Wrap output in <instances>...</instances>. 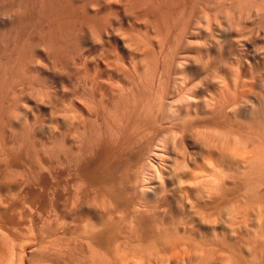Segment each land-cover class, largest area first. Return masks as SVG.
I'll return each mask as SVG.
<instances>
[{"label": "rangeland", "instance_id": "374dc122", "mask_svg": "<svg viewBox=\"0 0 264 264\" xmlns=\"http://www.w3.org/2000/svg\"><path fill=\"white\" fill-rule=\"evenodd\" d=\"M235 34L238 37L235 36ZM230 35L232 37H229ZM239 35L241 36V40L243 38L245 39H243V41L239 40ZM228 37L231 38V40L236 38L235 40L237 41L232 40L233 44ZM188 40L190 42H188ZM244 40H246L247 43L246 41L244 42ZM239 41H241V43ZM235 42H239L240 44H235ZM185 47H187V49ZM181 50L184 52L182 54L186 53L188 56L193 55V58L191 57L192 59H198L197 61L193 60V63L196 62L195 64H190L191 67L192 65L195 67L191 68L188 64L186 67L189 71L186 67L184 69L187 71L183 70L185 73H190L192 69V73L190 74L197 77L196 84L199 85L197 89H199L200 86H204L203 84L206 81L204 78H207L204 75L205 72L209 73L207 76L211 77V73L212 75L214 73L213 71L216 73L220 71V69H223V67H226L230 70V73H228L232 74L230 75V79L240 75V77H242L240 78L241 82H237V84H241L239 86L237 85L238 87L235 86L234 90H232L233 84H230V91L233 93L245 94L247 97L246 100L248 99L244 103L246 107H243V103L241 104V102L245 100H240V103L235 109L236 112L233 109L234 111L232 110L230 111L231 113H227L228 116L226 114L227 120L225 116L224 119L226 122H224L227 126L225 127V124L222 122L226 130L222 126L221 128L215 125L216 122L212 124L211 121L216 120L214 118V120H210L209 117H211V115H208L209 117L207 119L206 116L201 115L202 113L200 111L202 110L199 106H196V108L194 107V109H191V106L189 107L191 109V112L188 111V114L191 115L190 117L185 115L187 110L184 109L186 113L184 116L182 115V117L185 119H188L186 116L189 117V119L191 118V122L196 124V127L200 129L196 128L197 135H195V128L193 129V132L195 131L194 133L190 132L193 127L187 128L186 132L189 129V132L191 134L193 133L195 136L193 134L190 136L191 134L189 132H185L187 136L183 133V137L185 136L183 143L189 151L195 150L193 147L197 144V149L195 150L196 158L194 157L195 160L190 164V166L193 165L198 159L196 162L197 165L194 164L196 168L194 165L193 167L191 166L192 169L195 168V170H197L198 176L196 177L198 186L196 195L197 207L194 211L183 212L176 207H174L173 210L172 206L167 204H164V206L160 204L164 208L157 204V207L160 206V209L153 208L156 209L153 212V209L150 210L152 207L149 209L147 205V207L138 206V204L134 203V199H129V201L132 200V204L127 202V205L128 207L132 205L134 209L132 207L131 211L130 208L125 209V207H127L125 206L126 203L123 205L121 203L120 205L123 206L121 210L118 208L119 204L117 203V209L115 208V213L113 214L112 211H114L113 209L117 205L115 204L117 199L105 194L102 186L107 185L110 187V185L112 186V184L119 182L122 173L123 175L125 173L124 169L126 166L124 167V165L127 164V160H129L127 159V155L132 154L130 152H133L136 146L141 145L139 139L142 135L141 132L145 130V127L140 129L141 127H138V125L136 128L134 122L132 123L133 120L135 121L138 119V117L135 119L133 115L137 114L135 112H138L139 109H133L136 110L134 112L130 111L136 106L134 103H137L136 107H142V109V104L146 106L149 105V109H160L161 107H158L159 103L157 104L158 106L155 105L160 100H158L160 97L159 93L162 92L160 91V87L162 89L164 88L165 94L163 95L165 97L170 94L166 93V90L171 91L175 88V93L176 89H178V91L180 89L182 91L186 90L183 89L185 86H183V88L181 87L186 79L183 71L184 74L181 73V76H184L181 77L184 78L183 82L177 80L174 82L175 73L168 74L171 73L169 72L168 58L171 57L172 54H181V52H179ZM220 51H222V54ZM206 52L209 55H207ZM212 52L214 57L210 54ZM241 55L243 57H241ZM163 57L165 61L168 59V64L166 62V68L168 70L165 68L166 64L164 63ZM207 57L210 62L214 61L212 60L213 58L217 60V62L223 61V63H218L220 64L219 66L214 62V67L217 66V68L215 67L217 70H215L212 65L213 63L210 65L209 62L211 67L208 65L209 60H207ZM152 58H154V61ZM155 61L159 70L156 68V73L153 76L155 77L154 79L152 76H149L151 73L145 69H149V66H153ZM206 62L207 64L205 65ZM203 65L205 66V71L203 70ZM154 66L156 65L154 64ZM196 67L198 72H196ZM243 68L245 69L243 70ZM189 73L186 74V77L189 75V79L186 81L194 77ZM240 73H242V75ZM165 75L168 78H166ZM202 76L205 77L203 78ZM199 77L205 81L201 80ZM230 79V82L234 81ZM242 79L244 82H242ZM245 82H247V84ZM206 88L208 89H204V94L198 93V96L206 97L207 94H211L213 88L212 90H210V86ZM135 92L137 94H135ZM175 93H173V95ZM212 94L215 93L212 92ZM163 95L161 96L162 98ZM134 98L138 100H134V102ZM153 102L156 103L154 104ZM140 104L141 106H138ZM150 105H155L156 107ZM175 105H177V103ZM146 106L144 107L146 108ZM173 107L175 108V106ZM173 107L170 111L168 110L170 114L174 110ZM142 109L140 108V111ZM155 109L154 112L156 113ZM163 110L162 108V111ZM112 111L114 113L116 112V114L112 113ZM120 111L124 114H120ZM128 111L130 113H128ZM150 112L151 114L149 115L145 112V114L147 113L146 117L147 115L148 117L150 115L153 116L154 112ZM127 113L128 115L132 114L129 116L133 117L130 119ZM238 113L239 115H237ZM145 114L143 113L142 115ZM122 115L123 124L125 123V125L128 124L126 122V117L127 119L129 117L127 128L129 129L134 126L132 130L130 128L125 131L123 127V131L120 132L123 126L121 125ZM142 115L139 116L140 120L138 119V122L141 120L143 122L142 118L145 116ZM193 115L194 118L192 117ZM155 116L157 117L158 114ZM118 117L121 118V120ZM146 117L144 119L147 120L148 117ZM259 117L264 121V0H0V264H5L6 260V262L9 263L8 260L10 259L7 256V250H11L9 246L17 250L25 246L26 248L24 247L22 250L26 249V253L24 254H28V256L30 254V257L31 254L35 257L36 253L37 257H41L43 255L42 252L45 253L46 251V255L52 253L54 257L56 254L55 260H57V256H59L65 261V258L68 256L67 259L71 258L72 263H74L73 260H75L74 264L84 260V258L79 260L82 253V257L85 256V258L87 257L85 254H92V249H94V252H101L103 264L110 263V261L107 260L109 257L110 259L113 258L111 259L113 262L119 260L117 263H122L125 260H123V258L126 257L125 253H130L127 254L129 257H132L133 253H135L133 258L126 257V259L129 258L128 261H131L130 264H138L139 257H146V261H144L143 264H147V260L152 257V259L155 258V261L150 260L153 264H158V262L167 264L169 260L173 262L172 264H174L175 261H178V263L184 262V264H264V133L262 134L261 132L260 135H257L255 134L256 132L254 133L251 131L252 128L250 129V126H253L256 118L258 119ZM189 119L187 121H190ZM194 120L198 122L196 123ZM221 120L219 119L220 122ZM117 121H120V125ZM130 122L133 124L132 126H130ZM138 122L136 120L135 124L143 126L142 122ZM76 125L78 126L76 127ZM230 125L232 126L230 127ZM118 126H121V129H119ZM175 126L178 128L182 127V130L184 128L181 124H178V126L176 124ZM110 127H112L113 130ZM176 127L173 129L177 130L178 128ZM138 129L141 131L139 134L137 133L139 132ZM218 129L222 131L220 132L222 134L220 138L218 136L220 133H217ZM169 130H172V128L170 127ZM125 132H128V136ZM167 132L169 131L167 130ZM170 133L172 134V131L166 133L167 135L165 134L167 136V143H165V146L169 147L170 145L169 151H171L172 148L173 150L175 149L171 141L173 135H169ZM201 133H203V137L199 136ZM132 134L133 136L131 137ZM138 137L139 139H137ZM215 137L217 140H215ZM133 138L137 139V141ZM258 139L262 142L259 143ZM132 140L133 142L130 143L129 141ZM194 142L196 144H194ZM199 142L202 143L199 144ZM215 142L217 143L216 146ZM57 143H59V145ZM206 143L210 145L207 146ZM127 144L132 146H128ZM203 144L212 152L204 150ZM57 145L59 146V150L57 149ZM244 145L248 148L246 152H242L239 149V147L241 148V146L243 147ZM222 146L227 147L230 151L224 149ZM261 147L263 150H260ZM201 148L203 149L202 152L200 151ZM217 148L220 150L218 151ZM231 148L233 150H231ZM176 149L175 152H177ZM129 150L130 152L127 153L125 157L126 152ZM124 152L125 154L122 155ZM218 152L226 153L228 156L233 155L230 157H233V162L230 164H226L227 162L223 163L221 159L223 153L220 154ZM235 153L237 155H235ZM239 153L240 156L242 154L247 157L246 162V157L245 160H243L244 157H241L243 162H239ZM104 154H107L108 159L111 161H107L109 165L105 163L106 161L104 159L106 156ZM251 159L252 161L254 160L253 163L250 162ZM102 160L105 162H101ZM256 160L260 166L258 167L257 165V169L252 170L251 168H256V165H252L257 164L254 163ZM247 163L251 164L248 165ZM103 166H105L106 169H104L105 167ZM248 168H250V170ZM262 169L263 171H261ZM106 172L108 173L106 174ZM252 172L254 173L252 174ZM94 174H96V178H93ZM256 178L258 179L256 180ZM102 179L103 181H101ZM206 181L212 184H206ZM99 185L103 190L99 188ZM210 188L214 190L212 191ZM99 189L101 192H99ZM103 193L107 196H104ZM131 196L129 195L128 198H134ZM106 197H109V199L107 198L106 200ZM125 199L126 201L128 200L127 197ZM110 204L113 205V207L111 206L109 208ZM103 206L105 209L107 208L112 211L109 210V212H107L106 210V213ZM165 206L168 208H165ZM169 208L172 211L169 210ZM110 212L113 214L112 220L118 218V220H116L117 222L114 220L117 224L113 223V225L112 222H110L115 227H113V230L117 235L114 232V236L108 234L107 236L109 237H106L109 239L110 245H108L107 241L104 242L103 244L105 245L102 246L101 243H95L96 241L94 242L93 240L91 243L90 238L88 239L91 235L90 230L87 233V235H90L87 238L85 236V239L89 240V244L86 241L87 245L82 238L84 237V232L81 228L88 227L87 225H81L79 222L86 220L84 219L86 217H88L87 220H89L91 217L90 219L93 221H95L94 218H102L105 219L106 224H110L106 219V217L111 215ZM102 213H105L103 217L100 215ZM138 215H141L139 217L141 221L142 217L147 219L149 216L150 218L148 220H152L151 217L153 215V220L155 222L153 223L152 221V227L150 225L152 229L150 227L148 229L147 227L145 228L142 226L143 223L141 222L140 226H138L139 219L135 217H138ZM79 216L81 217L79 218ZM128 216L129 218L127 219L126 217ZM70 218L75 220L68 222V220H71ZM134 218L136 219L134 220ZM75 221H77V223ZM109 221H111V219ZM134 222L138 225H135ZM148 222L151 223V221ZM82 224H84V222ZM77 225L80 226V228ZM156 225L158 226L156 227ZM141 227H144L145 230H142ZM76 228L78 229L76 230ZM165 229L167 230L165 231ZM149 230L152 234L149 233ZM210 230L213 232H210ZM117 232H119L120 235ZM146 233H148V235ZM157 234H160V237ZM111 235L113 237H110ZM162 237L165 239L163 240ZM150 238H154L152 239L153 241H151ZM212 239L215 240V242ZM80 240L84 241L83 245H80V243L78 245L75 242H80ZM83 241H81V244ZM154 241L155 243L157 242L156 244L158 247ZM68 242L72 245L73 243L76 245L72 246ZM117 242L122 243L118 244ZM171 242L174 243L172 244ZM90 243L92 246H89ZM175 243L177 245H175ZM117 244L121 245V250L118 248L119 246H113ZM160 244L162 245L160 246ZM94 245L95 247H93ZM86 246L91 247L88 248L91 249L90 253ZM141 246L142 248H140ZM76 247L81 249L78 250ZM114 248H118L120 252H122V250L126 252L117 253L120 254L117 259L115 254L118 250ZM83 249H87V252ZM151 249L153 250L151 251ZM10 250L9 252L11 253ZM53 250H57L55 251L56 253ZM61 250L69 254L62 253L64 254L63 256L59 254ZM69 250L73 253H70ZM112 250H116L114 251L115 254L112 253ZM136 252H138L137 255ZM142 252L147 255L145 256ZM57 253L59 255H57ZM160 253H162L163 256ZM45 254L43 256H45ZM107 254H109V256ZM156 254H160L162 259L159 257L160 255L158 256ZM155 255L158 257L157 259ZM52 256L50 255V257ZM53 257L52 259L54 260ZM62 259L61 261H63ZM133 260L136 261L133 262ZM140 260L143 261L144 259L140 258ZM188 260H190V262ZM238 260L241 263H239ZM170 261L168 263L171 264ZM115 263L116 262L113 264ZM139 264H142V262Z\"/></svg>", "mask_w": 264, "mask_h": 264}, {"label": "bare ground", "instance_id": "6f19581e", "mask_svg": "<svg viewBox=\"0 0 264 264\" xmlns=\"http://www.w3.org/2000/svg\"><path fill=\"white\" fill-rule=\"evenodd\" d=\"M67 1V0H66ZM163 1V0H162ZM179 1V0H178ZM53 2V1H52ZM51 2V3H52ZM54 3V2H53ZM158 4H159V2H158ZM164 4H165V2H164ZM245 6V5H244ZM250 6V5H249ZM164 7V6H163ZM248 7V6H247ZM262 7V6H261ZM260 7V8H261ZM239 8V7H238ZM160 9V8H159ZM247 10V9H246ZM242 11V10H241ZM258 11V10H257ZM241 13V12H240ZM161 20V19H160ZM159 22V21H158ZM239 23V22H238ZM242 23V22H241ZM162 24V23H161ZM234 24V23H233ZM160 25V24H159ZM207 25H209V24H207ZM188 26V25H187ZM211 26V25H210ZM167 27V26H166ZM173 27V26H172ZM197 27V26H196ZM156 28V27H155ZM159 29V28H158ZM213 29V28H212ZM224 30V29H223ZM234 30V29H233ZM181 31V30H180ZM192 31V30H191ZM212 31V30H211ZM159 32V31H158ZM213 32V31H212ZM231 32V31H230ZM194 33V32H193ZM223 33V32H222ZM227 33H228V30H227ZM187 34V33H186ZM207 34V33H206ZM217 34V33H216ZM224 34V33H223ZM213 35V34H212ZM222 35V34H221ZM189 36V35H188ZM223 36V35H222ZM235 36H237L236 34H235ZM240 36V35H239ZM191 37V36H190ZM210 37H212V36H210ZM214 37V36H213ZM227 37V36H226ZM229 37H232L231 35L229 36ZM228 37V39L229 40H231V38H229ZM238 37V36H237ZM209 38V37H208ZM234 38V37H233ZM206 39V38H205ZM225 39V38H224ZM224 39H222V40H224ZM236 39V38H235ZM235 39H232V40H235ZM237 39H239V38H237ZM243 39H245V38H243ZM243 39L241 40V36H240V39L239 40H241V41H243ZM197 40V39H196ZM228 40V41H229ZM231 40V41H232ZM182 41V40H181ZM187 41V40H186ZM201 41V40H200ZM205 41V40H204ZM230 41V42H231ZM235 41H237V40H235ZM241 41H239L240 43H241ZM246 40H244V42H245ZM188 42H190L189 40H188ZM191 42L193 43V41H192V39H191ZM223 42V41H222ZM236 43L235 42V44H240V43ZM243 42V43H244ZM185 43V42H184ZM187 43V42H186ZM191 43V44H192ZM232 43H233V41H232ZM242 43V44H243ZM246 43H247V41H246ZM139 44V43H138ZM168 44V43H167ZM189 44V43H188ZM202 44V43H201ZM234 44V43H233ZM241 44V45H242ZM162 45V44H161ZM182 45H183V43H182ZM221 45H223V44H221ZM189 46V45H188ZM192 46V45H191ZM196 46V45H195ZM210 46V45H209ZM213 46V45H212ZM224 46H225V44H224ZM243 46H244V44H243ZM190 47V46H189ZM238 47V46H237ZM180 48V47H179ZM184 48V47H183ZM186 49H187V47H185ZM226 48V47H225ZM239 48V47H238ZM139 49V48H138ZM197 49V48H196ZM212 49V48H211ZM235 49H236V47H235ZM184 50V49H183ZM191 50H193V49H191ZM195 50V49H194ZM201 50H203V49H201ZM174 51V50H173ZM199 51V50H198ZM206 51H207V49H206ZM179 52H181V54H175V55H173L172 54V56L171 57H169L168 59H169V64H168V59H166V61H165V59H164V57H163V59H164V63L166 64V62H167V64H168V66H169V72H171V73H168L169 75L170 74H172V73H175L174 74V82H175V80H177V81H182L183 82V80H184V78H181L182 76H181V73L182 74H184L185 72L184 71H187L188 70V68L186 67V66H188V64H189V66H190V64L192 63V64H195V63H193V60L194 61H197L198 59H196L195 60V58L194 59H192L193 57V55L191 56H188V54H182V53H184L185 52V50H184V52L181 50V51H179ZM189 52V51H188ZM200 52H202V51H200ZM221 52V54H222V51H220ZM172 53V52H171ZM177 53V52H176ZM207 53V52H206ZM196 54V53H195ZM199 54V53H198ZM210 54H212V56L214 55L213 54V52L212 53H210ZM220 54V55H221ZM234 54V53H233ZM243 54V53H242ZM260 54V53H259ZM204 55V54H203ZM207 55H209L208 53H207ZM217 55V54H216ZM215 55V56H216ZM220 55H218V56H220ZM153 56V55H152ZM164 56V55H163ZM165 56H167V55H165ZM217 56V57H218ZM238 56V55H237ZM256 56H257V54H256ZM263 56V55H262ZM192 57V58H191ZM214 57V56H213ZM223 57V56H222ZM241 57H243L242 55H241ZM197 58V57H196ZM201 58V57H200ZM208 58V57H207ZM216 58V57H215ZM220 58V57H219ZM224 58H225V56H224ZM162 59V60H163ZM205 59V58H204ZM204 59H203V61H204ZM220 59H222V58H220ZM226 59V58H225ZM241 59V58H240ZM250 59V58H249ZM150 61H154V58H152V60L151 59H149ZM201 60H202V58H201ZM206 60V59H205ZM207 60H209V58L207 59ZM206 60V61H207ZM212 60H214L213 62L211 61L210 62V60L208 61V65H209V62H210V65L212 64L213 65V67H214V62H216L217 64L218 63H223V61H221V62H217V60H215V59H213L212 58ZM219 60V59H218ZM245 60V59H244ZM157 61V60H156ZM156 61L153 63V66H154V64L156 65V66H154L155 67V69H154V67L153 66H149V69L148 68H146L145 70H147V71H149V73H151L149 76H154L155 75V73H156V68L158 69V67H157V64H156ZM202 61V62H203ZM248 61V60H247ZM225 62V61H224ZM228 62V61H227ZM149 63V62H148ZM152 63V62H151ZM150 63V64H151ZM163 63V62H162ZM216 63H215V65H216ZM240 63V62H239ZM238 63V64H239ZM243 63V62H242ZM245 63H247V62H245ZM165 64H163V65H165ZM167 64H166V66H165V68L167 67ZM207 64V62L205 63V65ZM241 64V63H240ZM200 65V64H199ZM209 65V66H210ZM219 66H220V64H218ZM222 65V64H221ZM226 65V64H225ZM224 65V66H225ZM196 66H198V65H196ZM201 66V65H200ZM199 66V67H200ZM204 66V65H203ZM218 66V67H219ZM223 66V65H222ZM222 66H221V68H222ZM244 66V65H243ZM146 67V66H145ZM152 67H153V69H152ZM187 68V70L186 69H184V68ZM191 67V66H190ZM189 67V68H190ZM192 67H195V66H193L192 65ZM191 67V68H192ZM211 67V66H210ZM216 68H217V66H215ZM214 67V68H215ZM249 67V66H248ZM205 66L203 67V70L205 71ZM215 68V70H217ZM220 68V67H219ZM163 69H164V67H163ZM193 69H195V68H193ZM208 69H209V67H208ZM245 68H243V70H244ZM159 70V69H158ZM157 70V71H158ZM166 70H168L167 68H166ZM184 70V71H183ZM192 70V69H191ZM191 70H190V73H192L191 72ZM212 70V69H211ZM214 70V69H213ZM219 70V69H218ZM161 71V70H160ZM184 73H183V72ZM189 71V70H188ZM195 71V70H194ZM203 71V72H204ZM207 71V70H206ZM165 72V71H164ZM168 72V71H167ZM196 72H198V70H197V67H196ZM196 72H194V73H196ZM202 72V71H201ZM201 72H199V73H201ZM207 72H209V71H207ZM212 72V71H211ZM214 73H213V75H215V76H213L212 75V73H211V77L210 76H207L209 73H206L205 72V76L208 78H204L205 76H202L204 79H206V81L204 80V79H201L200 77V79L201 80H204L205 81V83L203 84L204 86H200L199 87V89H197L198 88V86L199 85H197L196 83H197V77L196 76H194V75H192V74H190L189 72H186L185 73V80H184V84L181 86L180 84V86L183 88V86H185L183 89H186L185 91H182L180 88V90L178 91V89H176V93H175V88H174V90H171V91H167L166 90V93H170L169 95H167L166 97L163 95V94H165L164 93V88L162 89L161 87H160V91H162V92H160L158 95L160 96L159 98H158V102L156 103V102H153L156 106H158L157 104L159 103V106L158 107H161L159 110L158 109H155V108H153V109H149L150 107H149V105L148 106H146L145 104H142L143 105V109H142V107H140L142 110V112L145 114V112H147L148 113V115L149 114H151V112L150 111H153L154 112V109L156 110V113L154 112V114H153V116H151V118H150V116L148 117V115H147V117L149 118H147L146 117V114L145 115H142L143 113L140 111V108L139 107H136L137 106V103H134V104H136V106H134L132 109L131 108H129V109H131V111L130 112H134V111H136L137 110V108L139 109V113L138 112H135V113H137V114H135V113H133V114H135V115H133L134 116V118L136 119V117H138V119L140 118L139 116H145L146 118H147V120L146 119H144V118H142L143 119V122H142V120L140 121V122H138L139 120L138 119H136L137 120V122L138 123H143V126H140V124H135V121L133 120H131L132 121V123L134 122V126H136V128H137V126L138 127H141L140 129H142V128H144L145 127V130H143V132H144V135H143V132H141L140 131V129H138L139 130V132H137L138 134L141 132L142 133V135H141V138L139 139V137L137 138V139H139L140 140V144L141 145H138V146H136V145H134V146H136V148H134V150H133V152H130V150L128 151V152H126V154H125V152L122 154V155H124L125 154V157H126V155H127V153H132V154H128L127 155V159H129V160H127V164H125L124 165V167L126 166V168L124 169V175H123V173H122V177L119 179V182L118 183H114V184H112V186L110 185V187L109 186H107V185H103L102 187L104 188V192H105V194H107V195H109V196H113L115 199H117V201H115V204H119V206L121 207H119L118 206V204L114 207V211H112V210H110V211H112L113 212V214L115 213V208L118 206V208L119 209H121L122 210V207L123 206H121L120 204L122 203V205L124 204V203H126L125 204V206H127V207H125V209L126 208H130V211H131V207H132V205H131V207H128V205H127V202H129V203H131L132 204V200L131 201H129V199H134L133 201H134V203H136V204H138V206L140 205V206H149L148 208L150 209V207H152L150 210H152L153 208H157V209H160V206L162 207V208H164L163 206H164V204H167V205H169V206H172V208H173V210H174V207H176L177 209H180V210H182L183 212H191L192 210L194 211L195 209H196V207H197V198H196V195H197V178L196 177H198L197 176V170H195V168H196V166L195 165H197L196 164V162H197V160H196V162L193 164L194 166H195V168H193L192 169V167H193V165H191L190 166V164H192L193 162L192 161H194L195 160V158H196V149H197V147H196V143L194 142V144H196L194 147H193V149L195 148V150H191V151H189L188 149H187V147H185L184 146V143H183V139H184V137L185 136H187V135H185L187 132H189V129H188V131L186 132V130H187V128H192V130H190V132H193V129L195 128V131L197 130V129H199V128H197L196 127V124H194V123H192L191 122V118L189 119V117L191 116L190 114H188V111H190L192 108L194 109V107L196 108V106L198 107L199 106V108H201V110L202 111H200L202 114L201 115H203V116H206V119L209 117L208 115H211V117H209V119L211 120H216V121H211L212 122V124L213 123H215V125H217V126H222V127H226L227 125L225 124V122H226V120H227V116H228V114L227 113H229L230 111H232L233 109L235 110L236 108H237V106H238V104L240 103V100L241 101H243V99L245 100L244 102H241V104L243 103H245L247 100H246V96H245V94H238V93H233L232 91H230V84H233L232 85V87H233V89L232 90H234V88H235V86H237L238 84H237V82H241V79L240 78H242V77H240V75H238V76H234V78L232 79V80H234L233 82H230L229 81V79H230V75H232V74H229L230 73V70L229 69H227L226 67H223V69H220V71H217L216 73H215V71H213ZM229 72V73H228ZM244 72V71H243ZM251 72V71H250ZM160 73V72H159ZM166 73V72H165ZM190 74V75H192V76H194V77H196V78H194V77H192L189 81H186L187 79H189L188 78V76L189 75H187V77H186V74ZM198 73V74H199ZM228 74H229V77H228ZM241 75H242V73H240ZM145 76V75H144ZM146 76H147V73H146ZM166 76V75H165ZM172 76V75H171ZM201 76V75H200ZM160 77V76H159ZM184 77V76H183ZM233 77V76H232ZM235 77H236V79H235ZM154 79H155V77H153ZM166 78H168L167 76H166ZM211 78V79H210ZM238 78V79H237ZM149 79H152V78H149ZM180 79V80H179ZM230 79V80H231ZM166 80V79H165ZM246 80V79H245ZM171 81V80H170ZM199 81V80H198ZM154 82V81H153ZM157 82H158V80H157ZM173 82V83H174ZM185 82H186V84H185ZM242 82H244L243 81V79H242ZM151 83V82H150ZM169 83V82H168ZM201 83V82H200ZM246 84H247V82H245ZM149 84V83H148ZM166 84V83H165ZM175 84V83H174ZM177 84V83H176ZM202 84V83H201ZM241 84V83H240ZM239 84V85H240ZM154 85V84H153ZM161 85V84H160ZM173 85V84H172ZM238 85V86H239ZM146 86V85H145ZM156 86H157V84H156ZM174 86V85H173ZM188 86V87H187ZM208 86H210L211 87V89L210 90H212V88H213V90H212V92L213 93H215V94H212V92H211V94H207V96L208 95H210V96H202L204 93H203V91H205L204 89H208V88H206V87ZM237 86V87H238ZM152 87V86H151ZM162 87H164V86H162ZM168 88V87H167ZM170 88H171V86H170ZM158 89V88H157ZM162 89V90H161ZM156 90V89H155ZM209 90V91H210ZM142 91V90H141ZM150 91V90H149ZM153 91V90H152ZM207 91V90H206ZM159 92V91H158ZM123 93V92H122ZM148 93V92H147ZM173 93H175L174 95H173ZM202 94L201 96L202 97H200V96H198L199 94ZM207 93V92H206ZM210 93V92H209ZM135 94H137L136 92H135ZM149 94V93H148ZM154 94V93H153ZM120 95H122V94H120ZM126 95V94H125ZM133 95V94H132ZM138 95H139V93H138ZM157 95V94H156ZM163 95V98L161 97ZM251 95V94H250ZM136 96V95H135ZM134 96V97H135ZM153 96V95H152ZM169 96V97H168ZM217 96V97H216ZM252 96V95H251ZM261 96V95H260ZM122 97H124V96H122ZM145 97V96H144ZM151 97V96H150ZM168 97V98H167ZM221 97V98H220ZM254 97V96H253ZM120 98V97H119ZM126 98H127V96H126ZM166 98V99H165ZM173 98V99H172ZM262 98V97H261ZM141 99V98H140ZM156 99V98H155ZM252 99V98H251ZM134 100H138V99H133V101ZM152 100H154V99H152ZM151 100V101H152ZM157 100V99H156ZM155 100V101H156ZM254 100V99H253ZM109 101V100H108ZM115 101V100H114ZM123 101V100H122ZM131 101V100H130ZM132 101V102H133ZM141 101V100H140ZM145 101H147V100H145ZM255 101H258V100H255ZM135 102V101H134ZM113 103V102H112ZM152 103V102H151ZM177 103V105H175ZM179 103H182V104H179ZM248 103V102H247ZM250 103V102H249ZM138 104H139V102H138ZM141 104L140 105H138V106H141ZM149 104H150V101H149ZM260 104V103H259ZM262 104V103H261ZM72 105H74V104H72ZM107 105V104H106ZM110 105V104H109ZM154 105V106H155ZM160 105H162V106H160ZM248 105V104H247ZM113 106H115V105H113ZM128 106V105H127ZM144 106H146V108L144 107ZM150 106H152V107H154L153 105H150ZM155 106V107H156ZM173 106H175V108L173 107ZM191 106V107H190ZM193 106V107H192ZM241 106V105H240ZM239 106V107H240ZM245 106V104L243 105V107ZM256 106V105H255ZM116 107V106H115ZM123 107V106H122ZM136 107V108H135ZM149 107V108H148ZM172 107L174 108V110H173V112H171V114H170V112H168V110L170 111L171 109H172ZM191 109H190V108ZM246 107V106H245ZM110 108V107H109ZM162 108L166 111H162ZM263 108V107H262ZM73 109V108H72ZM104 109V108H103ZM112 109V108H111ZM123 109V108H122ZM133 109H136V110H133ZM145 109H146V111H145ZM148 109V110H147ZM184 109H186L187 111V113L185 112V110ZM198 109V108H197ZM196 109V110H197ZM242 109V108H241ZM258 109V108H257ZM256 109V110H257ZM107 110H108V108H107ZM150 110V111H149ZM233 110V111H234ZM105 111V110H104ZM115 111H116V109H115ZM127 111V110H126ZM150 113H149V112ZM194 111V110H193ZM228 111V112H227ZM255 111V110H254ZM258 111V110H257ZM117 112V111H116ZM116 112L114 113L113 111H112V113H114V114H116ZM121 113L120 114H124V113H122V111H120ZM124 112V111H123ZM129 111H128V113H130ZM152 112V113H153ZM191 112V111H190ZM197 112H198V110H197ZM235 112H236V110H235ZM239 112H240V110H239ZM244 112V111H243ZM58 113V112H57ZM82 113V112H81ZM105 113V112H104ZM128 113H127V116H129V115H132V114H129L128 115ZM186 113V114H185ZM195 113V112H194ZM194 113H192V114H194ZM231 113V112H230ZM254 113V112H253ZM109 114H110V112H109ZM108 114V115H109ZM126 114V113H125ZM158 114V116L156 117L155 115H157ZM184 114L185 115H187V116H189V117H187L186 116V118H188L190 121H187L188 119H185L184 117H182V115L184 116ZM226 114H227V116H226ZM259 114V113H258ZM257 114V115H258ZM113 115V114H112ZM111 115V116H112ZM118 115V114H117ZM137 115V116H136ZM195 115V114H194ZM194 115L192 116L193 118H194ZM198 115V114H197ZM199 115H200V113H199ZM234 115H235V113H234ZM237 115H239V113L237 114ZM260 115V114H259ZM262 115V114H261ZM69 116V115H68ZM78 116V115H77ZM133 116H129L130 117V119H131V117H133ZM196 116V115H195ZM213 116V117H212ZM225 116H226V120L224 119L225 118ZM253 116V115H252ZM256 116V115H255ZM90 117V116H89ZM105 117H107V116H105ZM115 117H116V115H115ZM125 117H126V115H125ZM129 117H128V119H127V117H126V122L129 124V122H128V120H129ZM152 117H154V118H152ZM222 117V118H221ZM261 117V116H260ZM256 118V122L254 121V125L253 126H250V129H251V131H253L255 134H259L260 135V133L262 132V134L264 133V121L262 120V118ZM69 118V117H68ZM81 118V117H80ZM119 118V117H118ZM205 118V117H204ZM203 118V119H204ZM214 118V119H213ZM217 118V119H216ZM235 118H237V117H235ZM234 118V119H235ZM76 119V118H75ZM120 120H121V118H119ZM118 119V120H119ZM202 119V118H201ZM208 119V120H209ZM219 119L221 120V122L219 121ZM224 119V120H223ZM58 120V119H57ZM65 120V119H64ZM144 120H146V121H144ZM193 120V119H192ZM208 120H206V121H208ZM209 120V121H210ZM217 120H218V122H219V124H218V122H217ZM179 121V122H178ZM196 123L198 122V121H196V120H194ZM206 121H203V122H206ZM225 121V122H224ZM122 124L121 125H123L122 126V129L118 126V128L119 129H121L120 130V132L121 131H123V127L125 128V131H127L126 129H128L127 128V126H128V124L127 125H125V123L123 124V115H122ZM222 122H223V124H225L224 126H223V124H222ZM117 123H119V125H120V121L118 122L117 121ZM131 123V122H130ZM131 123V125L130 126H132L133 124ZM200 123V122H199ZM177 124V126H178V124L180 125L181 124V126H183L184 128H183V130H182V127L181 128H178V127H176L175 125ZM195 125V127H194V125ZM228 124V123H227ZM67 125V124H66ZM99 125V124H98ZM125 125V126H124ZM193 125V126H192ZM78 125H76V127H77ZM133 126V127H134ZM176 127V128H178L177 130L176 129H173L174 127ZM232 125H230V127H231ZM133 127H130L131 128V130L133 129ZM170 127L172 128V130H169L170 129ZM180 127V126H179ZM202 127V126H201ZM221 127V128H222ZM224 127V128H225ZM69 128V127H68ZM72 128V127H71ZM81 128V127H80ZM84 128V127H83ZM96 128V127H95ZM111 129H112V127H110ZM115 128H116V126H115ZM114 128V129H115ZM129 128V129H130ZM135 128V129H136ZM197 128V129H196ZM74 129V128H73ZM98 129V128H97ZM117 129V128H116ZM118 129V130H119ZM128 129V130H129ZM179 129H181V130H179ZM229 129V128H228ZM241 129V128H240ZM59 130V129H58ZM76 130V129H75ZM93 130V129H92ZM113 130V129H112ZM117 130V131H118ZM167 130L170 132V131H172V134L170 133L169 135H173V138H172V146H174L175 147V149H176V147H177V152H175V149L173 150V148H172V150L171 151H169V147H170V145H169V147H167V146H165V143H167V134L166 133H169V132H167ZM200 130V129H199ZM198 130V131H199ZM203 130H204V128H203ZM202 130V131H203ZM211 130V129H210ZM219 130V129H218ZM217 130V133H220V132H222L221 130H219L218 131ZM225 130H226V128H225ZM230 130V129H229ZM96 131V130H95ZM115 131V130H114ZM176 131V132H175ZM178 131H181V132H178ZM184 131V132H183ZM194 131V132H195ZM209 131V130H208ZM228 131V130H227ZM236 131V130H235ZM245 131V130H244ZM243 131V132H244ZM250 131V132H251ZM107 132V131H106ZM129 132V131H128ZM127 132V133H128ZM134 132H136V131H134ZM163 132H166V133H163ZM173 132H175V133H173ZM186 132V133H185ZM189 132V133H190ZM193 132V133H194ZM229 132V131H228ZM238 132V131H237ZM237 132H235V133H237ZM85 133H86V131H85ZM112 133H115V132H112ZM123 133V132H122ZM126 133V132H125ZM126 133V134H127ZM136 133V134H137ZM183 133H184V137H183ZM192 133V134H193ZM200 133V132H199ZM225 133H227V132H225ZM239 133V132H238ZM242 133V132H241ZM91 134V133H90ZM105 134V133H104ZM121 134V133H120ZM120 134H117V135H120ZM164 135V137H163V135ZM166 134V135H165ZM191 134V133H190ZM192 134L190 135V136H192ZM202 134L203 133H201V135H199L200 137L202 136ZM214 134H216V133H214ZM249 134V133H248ZM92 135V134H91ZM101 135V134H100ZM107 135V134H106ZM112 135V134H111ZM125 135V134H124ZM194 135V134H193ZM195 135H197V131L195 132ZM194 135V136H195ZM222 134L220 133V135H218L219 136V138H220V136H221ZM226 135H228V134H226ZM235 135V134H234ZM107 136H109V135H107ZM127 136H128V134H127ZM133 136V134L131 135V137ZM136 136V135H135ZM138 136V135H137ZM205 136V135H204ZM209 136H210V132H209ZM213 136V135H212ZM211 136V137H212ZM239 136V135H238ZM241 136V135H240ZM247 136V135H246ZM253 136V135H252ZM83 137V136H82ZM97 137H98V135H97ZM104 137V136H103ZM119 137V136H118ZM122 137V136H121ZM125 137V136H124ZM130 137V136H129ZM199 137V138H200ZM203 137V136H202ZM226 137H228V136H226ZM229 137H231V136H229ZM263 137V136H262ZM58 138V137H57ZM93 138V137H92ZM123 138V137H122ZM128 138V137H127ZM206 138V137H205ZM209 138V137H208ZM238 138V137H237ZM95 139V138H94ZM98 139V138H97ZM101 139V138H100ZM126 139V138H125ZM132 139V138H131ZM134 139V138H133ZM137 139H134V140H136L137 141ZM177 139V140H176ZM195 139V138H194ZM213 139H214V137H213ZM227 139V138H226ZM245 139V138H244ZM57 140V139H56ZM59 140V139H58ZM93 140V139H92ZM114 140V139H113ZM128 140V139H127ZM197 140V139H196ZM202 140H204V139H202ZM210 140V139H209ZM215 140H217L216 139V137H215ZM235 140V139H234ZM259 140V139H258ZM61 141V140H60ZM124 141V140H123ZM135 141V142H136ZM170 141V140H169ZM205 141V140H204ZM204 141H202V142H204ZM220 141V140H219ZM245 141V140H244ZM247 141V140H246ZM99 142V141H98ZM107 142V141H106ZM116 142H118V141H116ZM125 142H126V140H125ZM130 143L131 142H133V140L132 141H129ZM139 142V141H138ZM137 142V143H138ZM196 142H198V141H196ZM201 142V143H202ZM226 142V141H225ZM250 142V141H249ZM259 143H261L262 141H258ZM88 143V142H87ZM86 143V144H87ZM102 143V142H101ZM127 143H128V141H127ZM136 143V144H137ZM169 143V142H168ZM171 143V142H170ZM200 142H199V144H201ZM205 143V142H204ZM211 143V142H210ZM221 143V142H220ZM220 143H218V144H220ZM231 143V142H230ZM236 143V142H235ZM239 143H240V141H239ZM238 143V144H239ZM243 143V142H242ZM245 143V142H244ZM255 143V142H254ZM58 145H59V143H57ZM103 144H105V143H103ZM123 144H124V142H123ZM134 144V143H133ZM216 142H215V146H216ZM227 144H229V143H227ZM263 144V143H262ZM57 145V146H58ZM89 145V144H88ZM96 145V144H95ZM107 145H109V144H107ZM122 145V144H121ZM128 145V144H127ZM126 145V146H127ZM204 145V147H203V149L204 150H207V151H209V152H212V151H210V150H208V148L207 147H205L206 145H207V143H206V145L205 144H203ZM202 145V146H203ZM210 144L208 143V145L207 146H209ZM223 145H225V144H223ZM236 145V144H235ZM242 145V144H241ZM247 145V144H246ZM246 145H244L243 147L241 146V148L239 147V149L242 151V152H246L247 151V149L248 148H246L247 146ZM258 145V144H257ZM256 145V146H257ZM56 146V147H57ZM110 146V145H109ZM116 146V145H115ZM123 146V145H122ZM126 146H124V147H126ZM128 146H132V145H128ZM127 146V147H128ZM212 146V145H211ZM227 146V145H226ZM233 146V145H232ZM231 146V147H232ZM237 146V145H236ZM235 146V147H236ZM252 146V145H251ZM255 146V145H254ZM260 146V145H259ZM263 146V145H262ZM87 147V146H86ZM108 147V146H107ZM112 147V146H111ZM165 147H167V148H165ZM214 147V146H213ZM220 147V146H219ZM223 147V146H222ZM230 147V146H229ZM234 147V148H235ZM238 147V146H237ZM245 147V148H244ZM264 147V146H263ZM108 148H110V147H108ZM120 148V147H119ZM122 148V147H121ZM129 148V147H128ZM133 148V147H132ZM207 148V149H206ZM212 148V147H211ZM224 149H226V150H228L227 149V147H223ZM233 148V147H232ZM231 148V150H233ZM58 150H59V146H58V148H57ZM90 149V148H89ZM100 149V148H99ZM106 149V148H105ZM111 149V148H110ZM124 149H126V150H128L127 148H124ZM123 149V150H124ZM166 151H165V150ZM168 149V150H167ZM202 148L200 149V151L202 152V150H203ZM257 149H258V146H257ZM107 150V149H106ZM121 150V149H120ZM211 150H214V149H211ZM217 150H218V148H217ZM220 150V149H219ZM218 150V151H219ZM225 150V151H226ZM260 150H263L262 149V147H261V149ZM56 151V150H55ZM110 151V150H109ZM206 151V152H207ZM228 151H230V150H228ZM235 151V150H234ZM233 151V152H234ZM239 151V150H238ZM108 152V151H107ZM106 152V153H107ZM123 152V151H122ZM200 152V153H201ZM205 152V153H206ZM263 152V151H262ZM99 153V152H98ZM111 153H114V152H111ZM121 153V152H120ZM208 153V152H207ZM215 153H217V152H215ZM218 153H220V152H218ZM223 153V152H222ZM222 153H220V154H222ZM237 153V152H236ZM235 153V155H237ZM241 153V152H240ZM240 153H239V156H240ZM261 153V152H260ZM204 154V153H203ZM210 154V153H209ZM219 154V155H220ZM234 154V153H233ZM255 154V153H254ZM105 156H106V158L104 159V160H102L101 162H105L107 165H109V163L108 162H111L109 159H108V156H107V154H104ZM112 155V154H111ZM205 155V154H204ZM207 155V154H206ZM214 155V154H213ZM229 155H231V154H229ZM114 156V155H113ZM128 156H129V158H128ZM210 156V155H209ZM212 156V155H211ZM216 156H217V154H216ZM231 156H233V155H231ZM231 156H228V155H226V153H223V156H221V159L223 160L222 162L223 163H225V162H227L226 164H230V163H232L233 161V157L232 158H230ZM124 157V156H123ZM124 157V158H125ZM195 157V158H194ZM207 157V156H206ZM218 157V156H217ZM243 158L244 157V159L243 160H245V155H242L241 154V156H240V158ZM205 158V157H204ZM211 158V157H210ZM239 158V162H243V160H242V158L240 159ZM256 158V157H255ZM93 159H94V157H93ZM116 159V158H115ZM203 159V158H202ZM208 159V158H207ZM221 159H219V160H221ZM237 159H238V157H237ZM126 160H124V161H126ZM205 160H206V158H205ZM259 160V159H258ZM263 160V159H262ZM90 161V160H89ZM96 161V160H95ZM108 161V162H107ZM209 161V160H208ZM237 161V160H236ZM247 161V157H246V160H245V162ZM254 161V160H253ZM253 161H252V159L250 160V162H252L253 163ZM99 162V161H98ZM261 162V161H260ZM85 163V162H84ZM122 163V162H121ZM210 163V162H209ZM237 163V162H236ZM254 163H257V160H256V162H254ZM94 164V163H93ZM104 164V163H103ZM115 164H118V163H115ZM114 164V165H115ZM248 165L249 164H251V163H247ZM97 165H99V164H97ZM105 165V164H104ZM106 165V166H107ZM232 165V164H231ZM235 165V164H234ZM238 165V164H237ZM252 165H256V168L254 167V168H251L252 170L253 169H257V165H258V163L257 164H252ZM251 165V166H252ZM85 166V165H84ZM113 166V165H112ZM111 166V167H112ZM120 166H121V164H120ZM205 166V165H204ZM218 166V165H217ZM230 166V165H229ZM233 166V165H232ZM231 166V167H232ZM240 166V165H239ZM260 165H258V167H259ZM83 167V166H82ZM89 167H92V166H89ZM94 167H97V166H94ZM103 167H105V166H103ZM110 167V166H109ZM114 167V166H113ZM122 167V166H121ZM234 167V166H233ZM235 167H237V166H235ZM249 167V166H248ZM86 168H87V166H86ZM116 168H117V166H116ZM119 168V167H118ZM217 168V167H216ZM85 169V168H84ZM89 169V168H88ZM99 169H100V167H99ZM102 169V168H101ZM104 169H106V167L104 168ZM190 169H192V170H190ZM223 169V168H222ZM247 169V168H246ZM249 170H250V168H248ZM259 169V168H258ZM83 170V169H82ZM95 170H96V168H95ZM103 170V169H102ZM109 170V169H108ZM111 170V169H110ZM112 170H115V169H112ZM87 171V170H86ZM120 171V170H119ZM206 171V170H205ZM209 171H211V170H209ZM208 171V172H209ZM247 171V170H246ZM258 171V170H257ZM261 171H263V169L261 170ZM84 172V171H83ZM90 172V171H89ZM228 172V171H227ZM250 172V171H249ZM254 172H256V171H254ZM254 172H252V174L254 173ZM91 173V172H90ZM108 172H106V174H107ZM111 173V172H110ZM230 173V172H229ZM101 174V173H100ZM99 174V175H100ZM112 174H113V172H112ZM234 174V173H233ZM247 174V173H246ZM249 174V173H248ZM258 174H260V173H258ZM89 175V174H88ZM88 175H86V176H88ZM95 175L96 174H94V176H93V178L95 177ZM219 175H220V173H219ZM224 175V174H223ZM237 175V174H236ZM235 175V176H236ZM243 175V174H242ZM90 176V175H89ZM244 176V175H243ZM247 176V175H246ZM261 176V175H260ZM97 177H98V175H97ZM101 177V176H100ZM99 177V178H100ZM111 177H112V175H111ZM245 177V176H244ZM96 178V177H95ZM102 178V177H101ZM109 178H110V176H109ZM116 178V177H115ZM247 178V177H246ZM254 178V177H253ZM210 179V178H209ZM258 178H256V180H257ZM90 180V179H89ZM109 180V179H108ZM202 180V179H201ZM248 180V179H247ZM255 180V181H256ZM101 181H103V179L101 180ZM113 181V180H112ZM204 181V180H203ZM211 181H215V180H211ZM249 181V180H248ZM96 182V181H95ZM218 182V181H217ZM113 183V182H112ZM200 183V182H199ZM206 184H212V183H207V181L205 182ZM99 184H101V183H99ZM213 184H215V183H213ZM209 185V186H210ZM100 186V185H99ZM114 186V187H113ZM223 186H224V184H223ZM217 187H218V185H217ZM221 187H222V185H221ZM220 187V188H221ZM98 188V187H97ZM99 188H101V186L99 187ZM103 188H101L102 190H103ZM202 188H203V186H202ZM214 188H216V187H214ZM199 189V188H198ZM211 189V188H210ZM96 190V189H95ZM100 190V189H99ZM212 190V189H211ZM214 190V189H213ZM212 190V191H213ZM199 191V190H198ZM216 191H217V189H216ZM99 192H101V190L99 191ZM98 192V193H99ZM95 193H97V192H95ZM200 193V192H199ZM100 194V193H99ZM102 194V193H101ZM104 194V193H103ZM104 194V196H107V195H105ZM131 196V197H134V198H128V196ZM204 196V195H203ZM103 197V196H102ZM113 197H111V198H113ZM127 197V201H126V198ZM200 197V196H199ZM209 197V196H208ZM107 198L109 199V197H106V200H107ZM110 198V199H111ZM125 199V201H124V199ZM114 199V200H115ZM123 199V201L121 202V200ZM209 199V198H208ZM112 200V199H111ZM118 200H119V202H118ZM211 200V199H210ZM104 201V200H103ZM109 201V200H108ZM200 201V200H199ZM101 202V201H100ZM100 202H98V203H100ZM114 202V201H113ZM112 202V203H113ZM207 202V201H206ZM134 203H133V205H134ZM107 204V203H106ZM114 204V203H113ZM114 204V205H115ZM157 204H162V205H160V206H158L157 207ZM203 204V203H202ZM207 204V203H206ZM100 205V204H99ZM105 205V204H104ZM109 205V204H108ZM200 205V204H199ZM113 207V205H111L110 204V206H109V208L110 207ZM146 206V207H147ZM102 207V206H101ZM104 207V206H103ZM167 206H165V208H166ZM133 208V207H132ZM168 208V207H167ZM98 209H99V207H98ZM104 209H105V207H104ZM117 209V208H116ZM134 209V208H133ZM106 210H107V212H109V210L106 208L105 209V212H106ZM136 210V209H135ZM154 210H156V209H153L152 211L154 212ZM169 210H171L170 208H169ZM102 211V210H101ZM117 211V210H116ZM133 211V210H132ZM172 211V210H171ZM88 212V211H87ZM106 212V213H107ZM117 212H119V211H117ZM175 212V211H174ZM90 213V212H89ZM100 213V212H99ZM130 213V212H129ZM133 213V212H132ZM103 214H105V213H102V214H100V215H102V217H103ZM110 214H111V212H110ZM113 214H111L110 216H108V217H106V219H107V221L110 223V222H112V224L113 223H116L117 221L116 220H118V218L115 220L116 222H114V220H112V216H113ZM108 215H109V213H108ZM128 215V214H127ZM135 215H136V213H135ZM107 216V215H106ZM121 216V215H120ZM141 215H138V217L137 216H135L137 219H139V217H140ZM147 216V215H146ZM155 216V215H154ZM81 216H79V218H80ZM97 217H101V216H97ZM110 217V218H109ZM116 217V216H115ZM130 217H133V216H130ZM176 217H177V214H176ZM79 218H78V220H79ZM83 218V217H82ZM91 218V217H90ZM89 218V220H87L88 219V217H86V218H84V219H86V220H84L83 222H84V224H82L83 222L82 221H78L79 223H81V225H83V226H85V225H87V227L88 228H84V227H82L81 229H82V231L84 232V233H86V234H84L83 233V235H84V237H82L84 240H85V243H86V241H87V243L89 244V240H86L85 239V236H86V238L90 235V237H88V239L90 238V241H91V243L94 241H96L95 243H98V244H102V246H104L105 244H103L104 242H107L109 239L107 238V237H109V236H107L108 234H112L113 236L116 234L115 233V231L113 230V225L110 223V224H106V221H105V219H96V218H94L95 219V221H93V220H91ZM114 218V217H113ZM124 218V217H123ZM127 219L129 218V216L128 217H126ZM126 218H124V219H126ZM136 218H134V220L136 219ZM149 218H150V216H149ZM149 218H144V217H142V221H141V219H139V225L137 224V223H135L134 222V224L136 225H138V226H140V224L141 223H143L142 224V226H144L145 228L147 227V229L150 227V225H151V227H152V221H153V223L155 222L154 220H153V215H152V220H148ZM71 220L69 221L68 220V222H71V221H74V220H72L73 218H70ZM111 219V221H109ZM145 221H144V220ZM120 220H122V219H120ZM123 221V220H122ZM148 221H151V223L150 222H148ZM76 223H77V221H75ZM133 222V221H132ZM138 222V221H137ZM141 222V223H140ZM147 222V223H146ZM158 222V221H157ZM76 223H75V225H76ZM120 223V222H119ZM130 223V222H129ZM148 223H150V224H148ZM117 224V223H116ZM132 224V223H131ZM148 224V225H147ZM80 225V224H79ZM80 225V226H81ZM78 226V225H77ZM76 226V227H77ZM80 226H78L79 228H80ZM105 226V227H104ZM129 226H131V225H129ZM132 226H134V225H132ZM153 226H154V224H153ZM158 225H156V227H157ZM209 226V225H208ZM144 227H141V229L143 230H145V228ZM150 227V228H151ZM155 227V226H154ZM196 227V226H195ZM115 228V227H114ZM131 228V227H130ZM129 228V229H130ZM133 228V227H132ZM189 228V227H188ZM78 228H76V230H77ZM84 229H85V231H84ZM88 231H87V230ZM121 229V228H120ZM119 229V230H120ZM137 229V228H136ZM136 229H134V230H136ZM146 229V230H147ZM152 229V228H151ZM154 229V228H153ZM159 229V228H158ZM163 229V228H162ZM198 229V228H197ZM210 229V228H209ZM91 230V231H90ZM116 230V229H115ZM130 230H132V229H130ZM164 230V229H163ZM167 229H165V231H166ZM208 230V229H207ZM91 232L90 234H88L87 235V233L88 232ZM121 231V230H120ZM164 231V232H165ZM198 231V230H197ZM212 230H210V232H211ZM115 234H114V233ZM138 232V231H137ZM136 232V233H137ZM145 232V231H144ZM152 232H154V231H152ZM156 232V231H155ZM169 232H170V230H169ZM174 232V231H173ZM213 232V231H212ZM118 234H119V232H117ZM131 233H133V232H131ZM143 233V232H142ZM149 233L150 234H152L151 233V231L149 230ZM158 233H159V230H158ZM161 233V232H160ZM192 233V232H191ZM207 233H208V231H207ZM134 234V233H133ZM145 234V233H144ZM147 235H148V233H146ZM162 234V233H161ZM167 234V233H166ZM188 234V233H187ZM193 234V233H192ZM205 234V233H204ZM82 235V236H83ZM110 236V237H113V236ZM117 235V234H116ZM120 235V234H119ZM136 235H138V234H136ZM154 235H155V233H154ZM159 237H160V234H157ZM156 235V236H157ZM197 235V234H196ZM107 236V237H106ZM139 236V235H138ZM183 236V235H182ZM212 236V235H211ZM118 237V236H117ZM150 237V236H149ZM152 237V236H151ZM165 237H167V236H165ZM172 237V236H171ZM174 237V236H173ZM205 237V236H204ZM208 237H210V236H208ZM15 238V237H14ZM107 238V239H106ZM116 238V237H115ZM148 238V237H147ZM155 238V237H154ZM154 238H152V239H154ZM163 238V237H162ZM168 238H169V235H168ZM203 238V237H202ZM207 238V237H206ZM3 239H5V238H3ZM69 239V238H68ZM119 239V238H118ZM151 239V238H150ZM151 239V241H153ZM159 239V238H158ZM165 238H163V240H164ZM179 239V238H178ZM181 239V238H180ZM190 239V238H189ZM197 239V238H196ZM208 239V238H207ZM7 240V239H6ZM67 240V239H66ZM78 240V239H77ZM93 240V241H92ZM106 240V241H105ZM115 240V239H114ZM121 240V239H120ZM147 240V239H146ZM148 240H149V238H148ZM156 240H157V238H156ZM160 240V239H159ZM166 240H167V238H166ZM174 240H176V239H174ZM210 240V239H209ZM213 240V239H212ZM79 241V240H78ZM81 241H83V240H80V242H77V241H75L78 245H79V243H80V245H83L84 244V241L82 242V244H81ZM113 241V240H112ZM116 241V240H115ZM161 241H162V239H161ZM169 241V240H168ZM179 241V240H178ZM183 241V240H182ZM192 241V240H191ZM190 241V242H191ZM208 241V240H207ZM214 242H215V240H213ZM110 242H111V239H110ZM159 242V241H158ZM164 242V241H163ZM180 242V241H179ZM179 242H177V243H179ZM206 242V241H205ZM6 243H8V242H6ZM10 243V242H9ZM69 243V242H68ZM86 243V244H87ZM91 243H90V245L89 246H92L91 245ZM114 243V242H113ZM118 244H121L120 242H117ZM147 243H148V241H147ZM151 243V242H150ZM154 243H155V241H154ZM157 243V242H156ZM155 243V244H156ZM162 243V242H161ZM166 243V242H165ZM165 243H164V245H165ZM168 243V242H167ZM172 243V242H171ZM174 243V242H173ZM172 243V244H173ZM208 243V242H207ZM211 243V242H210ZM70 245H72L71 243H69ZM87 244V245H88ZM94 244V243H93ZM107 244V243H106ZM113 245L114 247H116V246H119L118 248L121 250L122 248H121V245ZM124 244V243H123ZM122 244V245H123ZM140 244V243H139ZM163 244V243H162ZM162 244H160V246L162 245ZM190 244V243H189ZM192 244V243H191ZM73 245H74V243H73ZM72 245V246H73ZM76 245V244H75ZM74 245V246H75ZM108 245H110L109 244V241H108ZM138 245V244H137ZM142 245V244H141ZM151 245V244H150ZM157 245V244H156ZM163 245V246H164ZM168 245V244H167ZM175 245H177L176 243H175ZM89 246H86V248L88 249V248H91V247H89ZM97 246H99V245H97ZM101 246V247H102ZM112 246V247H113ZM125 246V245H124ZM127 246V245H126ZM132 246L134 247V245L132 244ZM139 246V245H138ZM7 247V246H6ZM25 247V246H24ZM23 246H22V248L20 247V250H17V249H14V248H12V247H10L9 246V248H11V250L10 249H8L7 251V253H8V258L10 259V260H8L9 261V263L8 262H6L5 261V264H74L75 263V260H73L74 261V263H72V259L70 258V259H67L68 258V256H67V258H65V257H63V258H65L66 260L64 261L61 257H59V256H57V260H55V255H54V253H53V255H54V257L52 256V253H50V252H48V253H50V254H45V253H47V251L44 253V252H42V254L44 255L45 254V256H43L42 254H40V255H42L41 257L39 256V257H37L36 255H37V253H36V255H35V257H37V258H35L32 254H31V257H34V258H31L30 257V254H29V256H28V254H24V253H26L25 252V250H22L23 248H24ZM29 247V246H28ZM42 247V246H41ZM80 247V246H79ZM82 247V246H81ZM93 247H95V245L93 246ZM92 247V248H93ZM136 247V246H135ZM146 247V246H145ZM144 247V248H145ZM157 247H158V245H157ZM167 247V246H166ZM168 247H169V245H168ZM8 248V247H7ZM26 248V247H25ZM76 248H78V247H76ZM96 248H98V247H96ZM104 248V247H103ZM118 248H114V249H116V250H118ZM140 248H142V246L140 247ZM147 248V247H146ZM152 248V247H151ZM156 248V247H155ZM165 248V247H164ZM196 248V247H195ZM81 249V248H80ZM79 248H78V250H80ZM86 249V250H87ZM147 249H149V248H147ZM9 250L11 251V253L9 252ZM76 250V249H75ZM74 250V251H75ZM84 250V249H83ZM86 250H84L85 252H87ZM91 249H88V252L90 253L91 251H90ZM94 249H92V254H89L88 255V253L87 254H85V255H87V259L85 258V256L84 257H82L83 256V253H82V256L81 255H79V256H81L80 257V259L78 258V255H77V258L79 259V260H81V258H84V260H81V262L80 263H77V264H103V259H102V254H101V252L99 253L98 251H93ZM104 250V249H103ZM116 250H112L113 252L112 253H114V251H116ZM120 250H118V252H116V258L118 259V257H119V255L120 254H117V253H119L120 252ZM127 250V249H126ZM144 250V249H143ZM150 250V249H149ZM153 249H151V251H152ZM30 251V250H29ZM54 251V250H53ZM55 251H57V250H55ZM54 251V252H55ZM70 251V250H69ZM100 251V250H99ZM124 250H122V252H123ZM130 251H131V248H130ZM133 251H134V249H133ZM174 251V250H173ZM52 252V251H51ZM78 252V251H77ZM76 252V253H77ZM81 252H83V251H81ZM107 252V251H106ZM110 252V251H109ZM122 252H120V253H122ZM126 252V251H125ZM125 252H123V253H125ZM140 252V251H139ZM148 252V251H147ZM156 252V251H155ZM155 252H154V254H155ZM168 252V251H167ZM169 252H170V250H169ZM176 252V251H175ZM3 253V252H2ZM35 253V252H34ZM39 253V252H38ZM56 253V252H55ZM62 253H64V252H62V250H61V253H59V254H62ZM66 253V252H65ZM64 253V254H65ZM70 253H73L72 251H70ZM79 253V252H78ZM77 253V254H78ZM137 253L138 252H136V255H137ZM141 253V252H140ZM143 253V252H142ZM146 253V252H145ZM58 253H57V255H59ZM64 254H62L63 256H64ZM66 254H69V253H66ZM110 254V253H109ZM109 254H107L108 256H109ZM126 254V257H129V255H127V254H130V253H125ZM134 254L135 253H133V256H134ZM144 254V253H143ZM153 254V255H154ZM161 255H162V253H160ZM159 254V255H160ZM165 254V253H164ZM180 254V253H179ZM50 255L54 258V260L52 259V257H50ZM61 255V256H62ZM91 255V256H90ZM111 255V254H110ZM123 255V254H122ZM121 255V256H122ZM132 255V254H131ZM145 255V254H144ZM147 255V254H146ZM145 255V256H146ZM149 255V254H148ZM151 255H152V253H151ZM156 255H158V254H156ZM155 255V256H156ZM158 255V256H159ZM161 255L159 256V257H161ZM171 255V254H170ZM5 256V255H4ZM47 256V257H46ZM89 256V257H88ZM99 256V257H98ZM133 256L131 257H129V258H133ZM163 256V255H162ZM174 256H176V255H174ZM180 256V255H179ZM44 257H46V258H44ZM69 257H71V256H69ZM74 257V256H73ZM72 257V258H73ZM75 257H76V255H75ZM123 257V256H122ZM126 257H124L123 258V260H124V262H120V263H117L118 261H114V262H116L115 264H130L131 263V261H128L129 260V258H127L126 259ZM166 257V256H165ZM187 257V256H186ZM197 257V256H196ZM59 258H61L63 261H61V259H59ZM76 258V259H77ZM107 258V257H106ZM116 258H114V259H116ZM121 258V257H120ZM119 258V259H120ZM140 258L141 259H144L143 261H141L140 260ZM149 258H150V256H149ZM153 258V257H152ZM152 258H150V259H148L147 260V264H153V263H151L150 262V260H153V261H155V258L154 259H152ZM158 257L156 256V259H157ZM167 258V257H166ZM170 258V257H169ZM176 258V257H175ZM190 258V257H189ZM194 258V257H193ZM59 259V260H58ZM104 259H105V257H104ZM111 259H113V258H111ZM110 259V257H109V259H107V260H109L110 261V263L109 264H113L114 262L112 261ZM135 259H136V257H135ZM146 259V257L145 258H142V257H139V261H138V259H136L139 263H141L142 262V264H143V262L144 261H146L145 260ZM161 259H162V257H161ZM164 259V258H163ZM171 259H172V257H171ZM89 260V261H88ZM122 260V261H123ZM131 260V259H130ZM135 260V261H136ZM165 260V259H164ZM177 260V259H176ZM236 260V259H235ZM105 261V260H104ZM134 260H133V262H135ZM152 261V262H153ZM170 261V260H169ZM168 261V262H169ZM174 261H175V259H174ZM185 261V260H184ZM189 262H190V260H188ZM194 261V260H193ZM239 261V260H238ZM132 262V263H133ZM157 262V261H156ZM167 262V264H170V263H168ZM171 262V261H170ZM198 262V261H197ZM2 263V262H1ZM138 263V264H139ZM155 263V262H154ZM161 263V262H160ZM159 262H158V264H160ZM166 263V262H165ZM173 262H171V264H172ZM184 264V262L183 263H178V261H175V263L174 264ZM233 263V262H232ZM239 263H241L240 261H239ZM2 264H4V263H2ZM162 264V263H161ZM188 264V263H187ZM196 264V263H195ZM243 264H246V263H243Z\"/></svg>", "mask_w": 264, "mask_h": 264}]
</instances>
